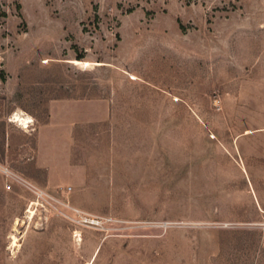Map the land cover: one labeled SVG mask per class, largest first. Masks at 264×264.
Returning a JSON list of instances; mask_svg holds the SVG:
<instances>
[{"label": "rangeland", "instance_id": "obj_1", "mask_svg": "<svg viewBox=\"0 0 264 264\" xmlns=\"http://www.w3.org/2000/svg\"><path fill=\"white\" fill-rule=\"evenodd\" d=\"M0 4V264H264V0Z\"/></svg>", "mask_w": 264, "mask_h": 264}, {"label": "crops", "instance_id": "obj_2", "mask_svg": "<svg viewBox=\"0 0 264 264\" xmlns=\"http://www.w3.org/2000/svg\"><path fill=\"white\" fill-rule=\"evenodd\" d=\"M99 104L98 100H87L85 102L75 99L56 101L53 103L54 110L52 108V124L58 127L64 125L72 127L79 122L95 123L104 121L108 118V114L106 110L100 113ZM103 104L104 106L109 105L108 102ZM56 114L60 118L67 119L68 124H63L60 120V122L56 121Z\"/></svg>", "mask_w": 264, "mask_h": 264}, {"label": "bare ground", "instance_id": "obj_3", "mask_svg": "<svg viewBox=\"0 0 264 264\" xmlns=\"http://www.w3.org/2000/svg\"><path fill=\"white\" fill-rule=\"evenodd\" d=\"M29 121H30V117H25L23 114H16V116H15V119H14V121L13 122H17V123H19V125L20 126H26L27 125V128H28V123H29ZM34 205V204H33ZM33 205H32V207H33ZM35 206V205H34ZM32 209V208H31ZM30 209V210H31ZM29 210V211H30ZM32 212V211H31ZM30 213V212H29ZM33 214V213H32ZM18 224V223H17Z\"/></svg>", "mask_w": 264, "mask_h": 264}, {"label": "trees", "instance_id": "obj_4", "mask_svg": "<svg viewBox=\"0 0 264 264\" xmlns=\"http://www.w3.org/2000/svg\"><path fill=\"white\" fill-rule=\"evenodd\" d=\"M147 2H150L152 0H146ZM193 1V0H188ZM8 17L7 12L3 9L2 5L0 4V19H6Z\"/></svg>", "mask_w": 264, "mask_h": 264}, {"label": "built area", "instance_id": "obj_5", "mask_svg": "<svg viewBox=\"0 0 264 264\" xmlns=\"http://www.w3.org/2000/svg\"><path fill=\"white\" fill-rule=\"evenodd\" d=\"M25 116H27V115H25ZM34 125H35V120L33 118H30V121L28 123V128H24V129H30V128L34 127ZM8 188H10V187H8Z\"/></svg>", "mask_w": 264, "mask_h": 264}]
</instances>
